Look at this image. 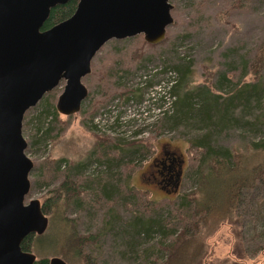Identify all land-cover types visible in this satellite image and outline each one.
<instances>
[{"label": "rangeland", "instance_id": "1", "mask_svg": "<svg viewBox=\"0 0 264 264\" xmlns=\"http://www.w3.org/2000/svg\"><path fill=\"white\" fill-rule=\"evenodd\" d=\"M170 3L173 21L161 42L150 46L143 35L138 34L142 38L111 39L96 52L90 73L82 79L88 94L79 112L70 116L59 113L45 147L33 150L36 128L31 119L37 111L29 113L28 123L22 122V134L27 142L25 152L33 161L25 202L34 198L41 201L43 194L57 184L51 174L47 177L38 174V183L32 181L34 167L46 158L65 159L71 167V177L77 180L82 191H93L98 186L103 190L98 202L88 200L90 208H70L72 210L66 212L74 219L67 223V230L74 226L81 234L100 233L99 238L86 246V251L94 256V264H160L165 256L161 245L169 242L180 228L176 208L183 195L192 192L198 183L200 153L188 139L202 132L191 124L162 132L155 129L161 123L162 109L171 106L167 95L163 97L167 102L162 105L163 88L170 76L159 71L163 59L190 61L187 87L192 89L206 87L221 93L223 88L224 95L227 86L219 82L222 74L235 82L254 79L252 70H246L244 75L241 71L242 64H251L264 41V0H247L241 4L229 0H170ZM148 57L151 62L145 61V69H138L140 62ZM262 71L264 74V69ZM144 74L153 84L144 91L141 102L138 99L125 102L118 97L124 85L134 88L144 79ZM63 85L61 81L55 87L54 107ZM152 96L154 100L150 101ZM257 111L236 110L238 117L242 115L250 120L249 128L231 124L215 138V143L237 148L244 166H250L262 156L253 148L264 138L261 124H253ZM137 130L142 132L134 135ZM95 134L113 144L116 138L142 141L145 154L117 165L112 159L117 155L114 147L109 149L106 158L95 149ZM171 155L175 157L171 173L178 171V184L173 190L160 180L166 178L167 168L171 166L162 158ZM61 168L66 169L65 165ZM242 195L246 199L241 229L246 253L241 254V258L232 253L233 230L224 221L205 236L206 254L201 264H261L264 261V248L257 250L264 242V193L253 187ZM45 233L44 239L35 241L39 243L38 248L31 251L36 258L57 256L58 247L48 243L49 237L58 233L57 226L49 224Z\"/></svg>", "mask_w": 264, "mask_h": 264}, {"label": "trees", "instance_id": "2", "mask_svg": "<svg viewBox=\"0 0 264 264\" xmlns=\"http://www.w3.org/2000/svg\"><path fill=\"white\" fill-rule=\"evenodd\" d=\"M77 1L68 0L52 7L42 29H47L68 18L74 12ZM246 1L229 0L230 3L237 4ZM137 36L142 38L140 35H135V37ZM130 39L127 37V40ZM149 45L156 44L149 43ZM151 60V57L144 58L138 69H145L147 62H151ZM162 63L163 67L159 70L160 73H170L163 88L162 105L167 102L163 98L167 95L170 101L168 105L171 106L162 109L161 123L155 128L156 131L162 132L164 129H175L178 125L191 124L192 128L202 133L188 139L189 144L200 153L198 183L192 192L183 195L182 201L176 208L180 228L173 233L169 242L161 245L165 256L160 264H201L206 254L205 236L212 233L224 221L230 224L233 230L232 253L241 258L240 255L246 253L241 231L246 215V202H244L246 199L242 194L253 187L259 188L264 193V138L260 141L261 144H254L253 148L258 150L262 156L260 155L250 166L242 165V155L237 148L232 149L215 143V138L222 129L231 126V124L232 126L239 125L243 129L249 128L250 120L246 117L242 118V115L241 117L236 115V110L239 109L243 113H250L252 109H258L253 124H261V128L264 129V74L262 71L264 69V41L251 64L249 63L247 66L246 63L242 64V75L246 73V70H252L253 80L235 82L226 78L224 74L219 77V82H224V85L227 86L224 95H222L223 88L221 87V91L218 89L221 93H214L206 87L188 88L191 75L189 60L178 58V60L169 61L167 59L165 61L163 59ZM110 73V75L114 74L112 70ZM147 76L144 74V79H140L134 88L124 85L118 92V97L124 98L125 102L130 99H138L141 102L144 91L153 84L150 78H146ZM55 96L56 89L54 88L46 93L36 106L29 108L24 114L23 121L28 123L29 113L37 111L31 119V123L36 128L34 132L36 141L33 145L35 151L40 150L42 146L45 147L46 139L51 137L54 132L53 125L59 117V113L52 103ZM149 100H154V96ZM47 118L48 121H46ZM138 132L142 131L137 130L133 134L136 135ZM95 137L97 138L95 149L99 150L105 158L108 156L109 149L114 147L117 155H114L112 159L117 165L138 159L143 156L140 154H145L146 151L145 147L141 145L142 141L116 138V142L113 144L105 142L106 139L99 135L95 134ZM123 159L126 160L122 161ZM64 165L65 170L61 168ZM70 169V165L63 158L58 160L46 158L34 167L31 172L34 175L32 181L38 183L36 180L38 174H43L46 177L47 174L54 175L53 180L57 181L55 186L43 194L40 201L41 209L48 218L47 227L50 224V226L58 228V233H53L48 239L50 245L58 247L56 255L68 264L71 262L94 264V256L86 251V246L91 244L95 238H99L100 233L81 234L74 226L71 227V230H67V223L74 219L68 217L66 212L72 210L70 208L81 210L90 208L91 203L88 200L98 202L102 197L103 190L98 186L93 191H82L77 180L71 177ZM62 225L66 228L61 229ZM45 231L41 235H28L21 243L22 249L32 251L35 250V247L38 248L39 243H35V241L41 237L44 239L47 234ZM263 248L264 242L258 246V252ZM34 264H48V257L40 256L36 258ZM261 264H264V261Z\"/></svg>", "mask_w": 264, "mask_h": 264}, {"label": "water", "instance_id": "3", "mask_svg": "<svg viewBox=\"0 0 264 264\" xmlns=\"http://www.w3.org/2000/svg\"><path fill=\"white\" fill-rule=\"evenodd\" d=\"M67 1L0 0V264H34L21 243L48 225L39 199L25 202L33 168L25 112L61 81L56 111L78 112L88 94L82 79L107 41L142 34L157 44L173 21L170 0H78L68 18L43 30L50 9ZM48 264L68 263L53 256Z\"/></svg>", "mask_w": 264, "mask_h": 264}, {"label": "flooded vegetation", "instance_id": "4", "mask_svg": "<svg viewBox=\"0 0 264 264\" xmlns=\"http://www.w3.org/2000/svg\"><path fill=\"white\" fill-rule=\"evenodd\" d=\"M168 160L169 164L171 163V166L169 165V167L167 168L168 172H167V175H166V178H161V182L165 183L166 187H169L172 188V190L174 188H176L177 184H178V181H177V175H178V171L177 172H173L171 173V167H172V163L175 161V157H173L171 155V157H168L166 156L165 158H162V160Z\"/></svg>", "mask_w": 264, "mask_h": 264}]
</instances>
